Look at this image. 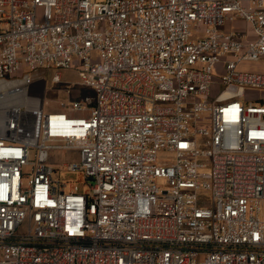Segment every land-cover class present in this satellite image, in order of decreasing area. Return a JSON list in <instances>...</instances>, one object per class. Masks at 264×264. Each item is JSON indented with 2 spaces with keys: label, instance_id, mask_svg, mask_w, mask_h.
Listing matches in <instances>:
<instances>
[{
  "label": "built area",
  "instance_id": "built-area-1",
  "mask_svg": "<svg viewBox=\"0 0 264 264\" xmlns=\"http://www.w3.org/2000/svg\"><path fill=\"white\" fill-rule=\"evenodd\" d=\"M258 62L264 0H0V264H264Z\"/></svg>",
  "mask_w": 264,
  "mask_h": 264
},
{
  "label": "rangeland",
  "instance_id": "rangeland-1",
  "mask_svg": "<svg viewBox=\"0 0 264 264\" xmlns=\"http://www.w3.org/2000/svg\"><path fill=\"white\" fill-rule=\"evenodd\" d=\"M249 29L248 25L242 26ZM196 35V34H195ZM195 36L194 38H196ZM244 71L254 72V73H264V62L258 63H247L240 66ZM62 83L61 84H51L50 78L54 71L47 73L46 78L49 82L46 88L45 94V105L44 111H61V103L69 104L71 100L76 99L78 94L81 98L86 95H93V90L86 87H81L78 83L80 81L77 71L74 69L61 70ZM74 92L73 97L70 98L68 95ZM58 143H50V145H55ZM34 159V152H32L31 160ZM80 155L78 151L67 150V149H49L48 150V165L54 169L53 178L57 182L67 183L66 191H69L74 186H77L80 192H84L89 188V182L85 178V173L83 171H71L68 170L67 165L69 164H79ZM25 171H30V168H25ZM27 179H25V182ZM157 183L164 187L166 186L165 179L157 180Z\"/></svg>",
  "mask_w": 264,
  "mask_h": 264
}]
</instances>
